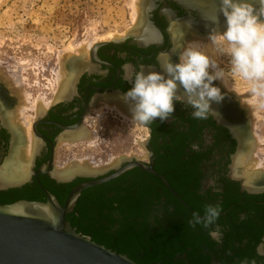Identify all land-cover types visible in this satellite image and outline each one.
I'll return each mask as SVG.
<instances>
[{
    "label": "flooded vegetation",
    "instance_id": "af4514ba",
    "mask_svg": "<svg viewBox=\"0 0 264 264\" xmlns=\"http://www.w3.org/2000/svg\"><path fill=\"white\" fill-rule=\"evenodd\" d=\"M200 2L203 7L196 0H167L176 18L185 19L184 25L175 26L172 35V16L165 4L156 1L149 12L148 26L136 38L105 45L94 58L89 55L84 64H75L76 70L83 66L79 67L82 73H73L69 97L43 109L29 132L12 122L14 106L0 97V204L46 202V190L64 206L81 184L130 167L107 182L85 189L77 203H114L120 199V217L138 208L144 210L143 221L135 232L140 238L151 236L153 245L146 250L150 261L122 254L138 264H264V173L257 175L258 184L248 182L250 172L244 168L251 161L254 147L250 143L253 139L249 119L239 103L222 91L224 99L211 102L204 118H193L194 109L185 97L184 103L176 104V112L168 122L157 120L141 125L148 133L146 159L133 158L107 172L106 168L82 172L68 182L58 180V171L54 172L59 142L85 138L87 117L93 107L107 103L132 120L130 106L123 98L131 87V81L123 78L124 65H131L133 72L141 68L146 74L160 71L165 54L179 63L175 31L188 32L190 39H206L213 34L218 25L205 23L211 14L205 11L206 0ZM214 86L219 88L215 83ZM183 91L181 88L179 94L183 95ZM30 137L32 154L27 159ZM19 162L26 168L16 173L12 165ZM101 190L108 192L89 195ZM217 204L222 211L213 228L221 231L219 243L209 237V229L189 224L193 213L203 216L206 206ZM123 222L118 219V230ZM98 244L120 253L117 247Z\"/></svg>",
    "mask_w": 264,
    "mask_h": 264
},
{
    "label": "rangeland",
    "instance_id": "374dc122",
    "mask_svg": "<svg viewBox=\"0 0 264 264\" xmlns=\"http://www.w3.org/2000/svg\"><path fill=\"white\" fill-rule=\"evenodd\" d=\"M136 2L137 0H0V76L2 74L5 77L9 76L13 83L17 80L13 87L21 96L25 92L22 97L17 96L16 103L11 109L15 110L12 122L29 132L40 115L37 100L43 99L44 109L60 101L61 98L57 96L60 91L59 84L72 77L74 72L81 71L79 67L83 66L80 64L88 61L89 52L95 45L123 38L137 29L148 26L145 0ZM151 7H147L148 11ZM210 37L186 39L181 44L178 40V54L187 47H194L212 63L218 65L217 70H223V81L217 80L214 83L224 94L235 99L240 109L245 110L251 127L254 148L251 161L244 170L253 174L257 172V175L262 174L264 81H249L233 75L230 71V57L214 45ZM77 63H80L78 70L75 68ZM5 88L10 89L7 86ZM14 88L10 90L13 91ZM10 95L12 96V92ZM23 97L30 106L25 107L26 110L24 105L23 108L21 105ZM17 108L23 110L25 125ZM85 129L87 133L84 139L76 142H59L60 150L55 156L54 172L67 169L74 164H84L89 170L106 168L105 171H108L125 159L147 157L143 146L148 139L147 131L107 103L104 105L101 102L93 107L87 117ZM32 144L30 137L29 147H26L27 159L32 154ZM104 192L108 191L101 190L89 195H102ZM122 208L120 199H116L114 203L84 202L77 211L76 218L84 214L91 219L89 224L86 218L85 225H88L90 232L86 236L95 237L110 247L122 249L143 262L150 261L146 250L153 245L151 236L146 235L143 238L134 236L137 235L135 228L143 221L144 210L138 208L120 217ZM119 218L124 222L118 230ZM118 236L121 238L119 242H115Z\"/></svg>",
    "mask_w": 264,
    "mask_h": 264
},
{
    "label": "clouds",
    "instance_id": "9594fccd",
    "mask_svg": "<svg viewBox=\"0 0 264 264\" xmlns=\"http://www.w3.org/2000/svg\"><path fill=\"white\" fill-rule=\"evenodd\" d=\"M255 6L249 0H219V13L225 18L223 31L213 33L211 40L230 57L231 73L249 81H264V0H256ZM219 16L212 23H219ZM179 63H174L166 54L162 57L160 71L141 68L133 72L131 65L122 68L123 78L131 81V87L124 93V101L129 104L131 118L135 123L148 125L157 120L166 123L176 112V104H187L194 111L193 118H204L210 110L211 102H221L224 96L214 82L222 80L223 70L212 63L207 56L187 47L178 55ZM211 69V71H210ZM183 89V95L179 90ZM196 149V146H193ZM221 207L208 205L204 214L193 213L189 224L202 225L209 229L208 235L217 243L222 234L216 225Z\"/></svg>",
    "mask_w": 264,
    "mask_h": 264
},
{
    "label": "water",
    "instance_id": "95a60500",
    "mask_svg": "<svg viewBox=\"0 0 264 264\" xmlns=\"http://www.w3.org/2000/svg\"><path fill=\"white\" fill-rule=\"evenodd\" d=\"M156 1L165 4L170 12L173 20H171L169 32L173 35L174 24L178 23L182 26L185 24V19L176 18V13L167 5V0H154L153 4ZM196 1L203 7L200 0ZM249 2L258 7L256 0H249ZM218 4V0H206L204 4L205 11L212 16L211 21H205L206 24L212 25V21L219 16V30L214 28L213 33L222 31L225 25V18L222 14H218ZM198 10L201 11L199 8ZM149 12L150 10L145 11L147 20L150 19ZM201 12L204 15L205 12ZM201 20L200 24H203ZM130 38L136 37L130 33L123 38L95 45L90 53L91 58L95 57L101 47L122 43ZM143 146L149 152L147 143ZM123 161H130V159ZM52 165L53 163L49 165V168ZM138 165L143 167L141 164ZM128 168L102 180L81 184L72 191L64 206L46 190H44L47 196L46 202L18 201L13 204H0V264H138L127 255L108 249L93 241L91 237L79 233L67 219V215L74 211L85 189L107 182ZM56 178L68 182L75 176L64 180L58 176Z\"/></svg>",
    "mask_w": 264,
    "mask_h": 264
},
{
    "label": "bare ground",
    "instance_id": "6f19581e",
    "mask_svg": "<svg viewBox=\"0 0 264 264\" xmlns=\"http://www.w3.org/2000/svg\"><path fill=\"white\" fill-rule=\"evenodd\" d=\"M140 1V0H139ZM153 1L154 0H146V5H145V11L146 10H148L147 9V7L148 6H154V4H153ZM137 2H138V0H137ZM136 2V3H137ZM135 7V6H134ZM138 7V6H137ZM135 9H136V7H135ZM136 11V10H135ZM218 11H219V9H218ZM137 12V11H136ZM170 13V12H169ZM209 17V16H208ZM210 18V19H209ZM208 18V20L209 21H211L212 20V16H210ZM145 20V19H144ZM142 21V20H141ZM178 23H176V24H174V28H175V26L177 25ZM217 25L218 26H216V28H219V23H217ZM142 31V29H137V30H135V31H133L132 33H133V35L135 36V37H137V35H139V34H141L140 32ZM223 31V30H222ZM175 32H177V33H175V40L178 42V40L180 41V44L181 43H183V42H185L186 41V39H188L189 38V40H191L190 38L191 37H188V32H186V31H175ZM140 37V36H139ZM192 39H194V38H192ZM185 40V41H184ZM198 44V43H197ZM197 44H196V46H197ZM176 45V44H175ZM90 46H92L91 44H90ZM178 47V46H177ZM91 48V47H90ZM89 48V49H90ZM197 48V47H196ZM85 50V49H84ZM177 51V50H176ZM88 52V51H87ZM89 53H91V52H89ZM91 56V55H90ZM77 66V65H76ZM82 66V65H81ZM75 68H77V67H75ZM74 68V69H75ZM63 70V69H62ZM82 70V69H81ZM1 73V72H0ZM78 73V72H77ZM82 72L80 71L79 72V74L78 75H80ZM1 75V74H0ZM4 74H2V76H0V97H2V98H4L5 100H7L9 103H10V105L11 106H14L15 105V103H16V100H17V96H21L20 94H18L17 93V89H15L13 86L15 85L14 83L17 81V80H15L14 81V83H13V81H11V80H9V76L7 77H5V76H3ZM63 75V74H62ZM1 77H4V78H1ZM74 77V76H73ZM76 77V76H75ZM7 78V79H6ZM70 79H71V76L70 77H68V78H66L64 81H65V83H64V81H63V83L61 82L60 84H59V86H60V91H59V93H58V98H61V99H63L66 95L68 96V91H69V89H71L69 86L70 85H72V80L70 81ZM19 80V79H18ZM61 80H63V79H61ZM10 81V82H9ZM23 81V80H22ZM25 81V80H24ZM20 82H21V79H20ZM20 82H18V83H20ZM59 82V81H58ZM73 82H75V81H73ZM24 83V82H23ZM14 84V85H13ZM10 85V86H9ZM17 85H19V84H17ZM20 85H22V83H20ZM5 86H7V87H10V89L12 90V88H14L13 89V91H11L9 88L7 89V88H5ZM12 86V87H11ZM17 87V86H16ZM11 92H12V96L10 95L11 94ZM21 93H23L22 91H21ZM70 94V93H69ZM23 95H25V92H24V94H22V96ZM21 96V97H22ZM66 96V97H67ZM69 97V96H68ZM61 99H59V100H61ZM0 100H1V98H0ZM27 99H25L24 97L22 98V108H23V105H24V108L25 107H27V108H30V106L27 104V103H29L28 101H26ZM4 101V100H3ZM26 101V102H25ZM43 99H40L39 101L37 100V102H38V104H39V108H38V113H40L44 108H45V106L44 107H42L43 106ZM58 101V100H57ZM20 102H21V100H20ZM246 102H248V101H246ZM250 102V101H249ZM19 103H18V105H20ZM40 104H42V105H40ZM104 105H105V103H103ZM45 105V104H44ZM9 106V105H8ZM101 106H103V105H101ZM19 107V106H18ZM21 108V109H22ZM106 109V108H105ZM111 109V108H110ZM17 110H18V108H17ZM20 110V109H19ZM19 110L17 111L18 113H20V114H22V117H21V115H19L23 120H22V122H23V125H25L26 124V122L24 123V113H23V110H20V112H19ZM25 110H26V108H25ZM45 110V109H44ZM243 110V109H242ZM13 112L15 113V110H13ZM244 113H245V116H246V112L244 111ZM17 118V117H16ZM20 118V119H21ZM18 119H19V117H18ZM248 119L246 118V121H247ZM21 122V123H22ZM21 125V124H20ZM27 127V126H26ZM25 127V128H26ZM84 131V130H83ZM94 139V138H93ZM253 141H251L250 143H252ZM254 148V147H253ZM246 149V148H245ZM15 159V158H14ZM17 160V159H16ZM243 160V159H242ZM241 160V162H243ZM258 161V160H257ZM13 163V162H12ZM20 163V164H19ZM19 163H16L17 164V166L16 165H12V167H14L13 169L14 170H12V171H14V172H21V171H24L23 169H24V167L25 166H22L21 165V162H19ZM26 168V167H25ZM87 167H85L84 166V164L83 165H80V164H74L73 166H71V167H69V168H67V169H64V170H61V171H58L57 173H58V178H60V179H69V178H71V177H73V176H77L79 173H87V172H89L90 170H88V171H86L87 169H86ZM9 169H10V167H9ZM86 169V170H85ZM7 170V169H6ZM11 170V169H10ZM9 171V170H8ZM11 171V172H12ZM92 171H94V170H92ZM91 171V173H96V171L95 172H92ZM7 173V172H6ZM10 173V172H9ZM90 173V172H89ZM254 173H256V174H253V173H251L250 172V174H249V177H248V174L246 175L247 177H248V182H250V184L252 185V184H258V180H257V172H254ZM24 178V177H23ZM256 179V180H255ZM17 180V179H16Z\"/></svg>",
    "mask_w": 264,
    "mask_h": 264
},
{
    "label": "trees",
    "instance_id": "16d2710c",
    "mask_svg": "<svg viewBox=\"0 0 264 264\" xmlns=\"http://www.w3.org/2000/svg\"><path fill=\"white\" fill-rule=\"evenodd\" d=\"M13 203V202H12ZM12 203H9V204H12ZM2 205H6V204H2ZM82 205V203H79V205L77 206V209L75 211V213L71 214L69 217H68V220L72 223L73 227L77 228V231L81 234H83L84 236L88 235L90 232L88 230V225H85L86 223V220L88 219L84 214H80V218H76V214H77V211L80 209V206ZM87 218V219H86ZM89 220L91 219H88V222ZM90 224V222H89ZM136 238L138 237L136 234L134 235ZM120 236L116 237L115 238V242H119L120 240ZM93 239L95 241H97L98 243H103L101 241H99L97 238L93 237ZM104 244V243H103ZM107 245V244H105ZM108 246V245H107ZM110 247V246H108ZM120 253H124V251H122V249H119Z\"/></svg>",
    "mask_w": 264,
    "mask_h": 264
}]
</instances>
